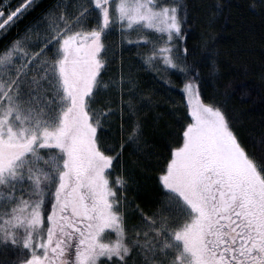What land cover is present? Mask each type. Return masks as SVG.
Returning a JSON list of instances; mask_svg holds the SVG:
<instances>
[{
  "label": "snow or ice",
  "instance_id": "1",
  "mask_svg": "<svg viewBox=\"0 0 264 264\" xmlns=\"http://www.w3.org/2000/svg\"><path fill=\"white\" fill-rule=\"evenodd\" d=\"M33 3L0 0V31ZM249 6L264 14V0ZM191 18L187 0H56L0 49V264H264V156L202 94ZM214 41H201L212 56ZM127 47L144 49L175 116L144 207L123 157L143 149L138 114L160 101Z\"/></svg>",
  "mask_w": 264,
  "mask_h": 264
},
{
  "label": "trees",
  "instance_id": "2",
  "mask_svg": "<svg viewBox=\"0 0 264 264\" xmlns=\"http://www.w3.org/2000/svg\"><path fill=\"white\" fill-rule=\"evenodd\" d=\"M6 1V0H5ZM56 0H38L0 36V49L7 46L30 24L35 23ZM191 19L187 43L189 59L200 68L204 80L202 94L224 101L234 130L250 154L264 156V14L249 6V0H187ZM220 3L222 11L209 23L208 14ZM215 36L216 53L210 55L201 47L202 38ZM115 39V37H114ZM127 47L123 52L126 68L139 77L141 87L152 89L160 101L158 107L139 113L143 122V149L126 147L124 165L132 176L129 196L144 207L158 195L155 153L167 155L171 137L166 135L175 125L167 89L158 83L153 72L143 67L138 51ZM216 70L212 69V61ZM116 63L113 62L112 71ZM179 99L177 93H173ZM3 258V253H0Z\"/></svg>",
  "mask_w": 264,
  "mask_h": 264
},
{
  "label": "rangeland",
  "instance_id": "3",
  "mask_svg": "<svg viewBox=\"0 0 264 264\" xmlns=\"http://www.w3.org/2000/svg\"><path fill=\"white\" fill-rule=\"evenodd\" d=\"M37 1H38V0H34V3H36ZM19 2H20V0H6V1H5V3H10L11 5H16V4H18ZM34 3H33V4H34ZM33 24H34V23H33ZM31 25H32V24H30L28 27H30ZM28 27H27V28H28ZM2 32H3V31H0V36L2 35ZM23 32H24V31H22L21 34H23Z\"/></svg>",
  "mask_w": 264,
  "mask_h": 264
}]
</instances>
